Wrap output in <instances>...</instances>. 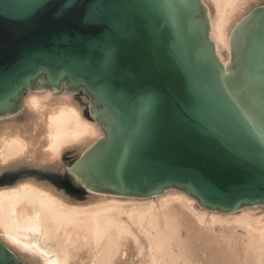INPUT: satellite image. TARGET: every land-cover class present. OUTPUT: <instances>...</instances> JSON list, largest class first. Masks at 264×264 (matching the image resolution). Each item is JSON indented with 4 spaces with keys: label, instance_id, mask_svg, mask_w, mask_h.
Returning a JSON list of instances; mask_svg holds the SVG:
<instances>
[{
    "label": "water",
    "instance_id": "95a60500",
    "mask_svg": "<svg viewBox=\"0 0 264 264\" xmlns=\"http://www.w3.org/2000/svg\"><path fill=\"white\" fill-rule=\"evenodd\" d=\"M200 0H0V118L25 93L79 90L102 131L69 187L177 189L222 213L264 205V5L229 36L225 68ZM3 264H24L0 241Z\"/></svg>",
    "mask_w": 264,
    "mask_h": 264
},
{
    "label": "bare ground",
    "instance_id": "6f19581e",
    "mask_svg": "<svg viewBox=\"0 0 264 264\" xmlns=\"http://www.w3.org/2000/svg\"><path fill=\"white\" fill-rule=\"evenodd\" d=\"M200 2L225 68L233 28L264 0ZM83 108L64 89L25 93L18 112L0 118V176L68 172L64 155L79 158L103 135ZM0 241L24 264H197L208 249L204 264H264V206L211 211L177 189L146 198L88 191L82 202L23 177L0 185Z\"/></svg>",
    "mask_w": 264,
    "mask_h": 264
},
{
    "label": "rangeland",
    "instance_id": "374dc122",
    "mask_svg": "<svg viewBox=\"0 0 264 264\" xmlns=\"http://www.w3.org/2000/svg\"><path fill=\"white\" fill-rule=\"evenodd\" d=\"M262 5H264V4H262ZM58 91H60V90H58ZM58 91H55V92H58ZM73 94H74V98H75L76 102H79V104L81 105L82 108L84 107L83 108L84 109L83 113L85 114L84 116L87 117V118H90L89 115H88V106L84 105L85 102H87V101L90 102L89 97H87L84 94V92L81 91V90H79V91H77V92H75ZM83 99L85 100V102H82ZM75 159H76V154L73 153V152H69L66 155H64V157H63V161L65 162V164L68 163V162L73 163V161ZM66 169H68V168L66 167ZM23 177L36 178V179L41 180V181L49 182L50 184H52L53 186H55L59 190H62L66 195L70 196L71 198H73L75 200H78V201H82V202H84V200H85V196L86 195H82V193H79L75 189H72V188L69 187V185L67 183L69 181V177L67 176V173H64L63 175H59V174L58 175H46L45 173H42L41 171H38V169L31 168V169H28L25 173H22L19 176L18 175L15 176L14 179L13 178H2V175H1L0 176V185L5 184V183H7L9 181L18 180V179L23 178ZM256 206H258V205H256ZM216 232H218L217 229H216ZM206 252L208 253L209 249ZM206 252H205V259H204V256H203V258L199 256L202 260H204V263L207 260L209 262V259H208L209 257L208 258L206 257L209 254L206 255ZM200 258L198 259L199 261H200ZM206 258H207V260H206ZM199 261H197L199 264L200 263L204 264L203 262H201V261L199 262ZM193 262L196 263V261H193ZM193 262H192V264H194Z\"/></svg>",
    "mask_w": 264,
    "mask_h": 264
},
{
    "label": "snow or ice",
    "instance_id": "6c2138e0",
    "mask_svg": "<svg viewBox=\"0 0 264 264\" xmlns=\"http://www.w3.org/2000/svg\"><path fill=\"white\" fill-rule=\"evenodd\" d=\"M0 264H3V262H2V261H0Z\"/></svg>",
    "mask_w": 264,
    "mask_h": 264
}]
</instances>
